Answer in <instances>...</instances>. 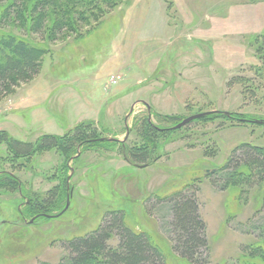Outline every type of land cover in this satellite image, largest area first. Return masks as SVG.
Returning a JSON list of instances; mask_svg holds the SVG:
<instances>
[{"label":"rangeland","instance_id":"obj_1","mask_svg":"<svg viewBox=\"0 0 264 264\" xmlns=\"http://www.w3.org/2000/svg\"><path fill=\"white\" fill-rule=\"evenodd\" d=\"M78 1L82 21L52 41L47 31L2 20L0 0V36L46 48L39 73L0 97V131L35 143L91 122L124 140L129 126L125 142L132 146L140 142L132 127L147 113L140 102L182 120L210 111L249 120L212 116L192 123L170 134L159 161L145 168L128 164L118 147L86 150L70 161L55 150L34 156L16 170L26 191L45 199L61 185L57 212L69 196L70 206L60 217L26 223L22 196L0 191V264H61L67 241L97 230L111 209L125 210L128 225L148 232L170 264H189L172 251L171 218L158 200L186 185L207 226V264L237 263L264 226V183L222 190L225 182L216 185L210 175L240 145L264 147V125L254 123L264 120V68L257 57L264 0ZM118 243V237L110 241Z\"/></svg>","mask_w":264,"mask_h":264},{"label":"trees","instance_id":"obj_2","mask_svg":"<svg viewBox=\"0 0 264 264\" xmlns=\"http://www.w3.org/2000/svg\"><path fill=\"white\" fill-rule=\"evenodd\" d=\"M3 1L6 4L1 8L2 20L18 23L25 30L36 34L47 31L52 41L58 40L59 35L73 32L74 27L83 19L82 15L74 10L78 0ZM45 54L46 48L43 46L15 35L0 36V97L12 93L21 83L33 79L39 73ZM257 57L260 68H264V47L257 49ZM151 114L152 117H149L147 111L134 123L132 130L140 142L132 146L127 142L98 141L107 136L100 131L98 124L91 122L78 124L64 136L43 135L35 143L16 140L8 132L0 131V191L14 193L21 190L23 195L30 199L29 206L23 210L25 218L60 213L57 211L64 195L61 185L42 199L26 191L15 174L16 170L26 166L34 156L52 150L57 151L63 161H70L79 158V152L117 147L120 155L131 166H152L161 157L157 154L161 144L170 140V134L185 127L171 130L182 121L181 118L159 114L152 108ZM221 116L224 115H213ZM247 120L249 119L240 115L228 118L231 123L238 121L243 124L248 123ZM4 165L11 167L10 170ZM210 177L216 185L219 181L225 182L224 186L220 187L222 190L228 187L241 188L246 184L261 185L264 183V147L251 143L240 145ZM188 188L189 185H186L171 193L169 197L159 198V205L164 204L167 215L171 218L169 234L174 254L189 264H207L204 257V253L209 250L207 226L200 215L198 200L194 194L187 193ZM259 230L257 241L245 248L243 256L235 264H264V226ZM114 237L119 238L115 247L110 245ZM66 246L70 252L61 264H170L167 254L148 232L137 231L128 225L126 211L122 209L107 211L97 230L68 240Z\"/></svg>","mask_w":264,"mask_h":264},{"label":"water","instance_id":"obj_3","mask_svg":"<svg viewBox=\"0 0 264 264\" xmlns=\"http://www.w3.org/2000/svg\"><path fill=\"white\" fill-rule=\"evenodd\" d=\"M140 103H143L145 106H147V108L149 110H151V107L147 103H145V102H140ZM135 105L131 108L129 115L126 117V124H127V120L129 118V116L133 113V111L135 109ZM213 115H224V116H227V117H231L232 116V114L230 112H220V111H210V112L199 113V114H196V115H193V116H190L188 118L183 119L179 124H177L176 126H173L171 128V130L182 129V128L186 127L187 125L191 124L192 122H194L196 120L207 118V117H210V116H213ZM254 123L259 124V125H264V120H256V121H254ZM130 133H131V129H130L129 126H127V132H126V136H125L124 140H118V139L113 138V137H103V138L98 139V141H100V142L109 141V142H122V143H124L129 138ZM79 155H80V153L77 156H79ZM139 167L140 168H145L147 166L145 165V166H139ZM70 178H68V182H69ZM69 206H70V196H69L67 204H66V206H65V208L63 209L62 212H60L59 214H56V215H44V216L47 217V218L60 217L61 215H63L67 211ZM34 221H35V218L33 220H31L30 223H33Z\"/></svg>","mask_w":264,"mask_h":264},{"label":"flooded vegetation","instance_id":"obj_4","mask_svg":"<svg viewBox=\"0 0 264 264\" xmlns=\"http://www.w3.org/2000/svg\"><path fill=\"white\" fill-rule=\"evenodd\" d=\"M147 107V106H146ZM147 111H148V113H149V117H152V114H151V110H149L148 108H147ZM80 153V152H79ZM81 154V153H80ZM80 156V155H79ZM16 174V173H15ZM17 175V174H16ZM18 176V175H17ZM19 177V176H18ZM19 179H20V177H19ZM20 181H21V179H20ZM21 183H23L22 181H21ZM21 196H22V198L24 199V203L22 204V206H21V208L19 209V212H20V215H21V217H23V219L25 220V222L26 223H30L31 222V220H33L34 218L36 219L33 223H36V221H37V219L38 218H44V219H48L47 217H45L44 215H48V214H40V215H36V216H34L33 218H31V220L28 222V220H27V218H25L24 217V213H23V210H24V208L25 207H27V206H29V204H30V199H28L27 198V196H24L23 195V193H22V191L20 190L19 192H18ZM33 223H31V224H33ZM3 224H5V223H3Z\"/></svg>","mask_w":264,"mask_h":264}]
</instances>
